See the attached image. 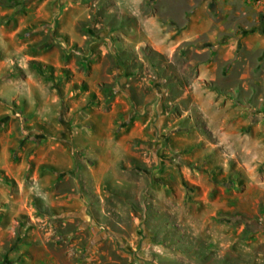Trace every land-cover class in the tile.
Wrapping results in <instances>:
<instances>
[{
    "label": "rangeland",
    "instance_id": "374dc122",
    "mask_svg": "<svg viewBox=\"0 0 264 264\" xmlns=\"http://www.w3.org/2000/svg\"><path fill=\"white\" fill-rule=\"evenodd\" d=\"M260 5L0 0V264H264Z\"/></svg>",
    "mask_w": 264,
    "mask_h": 264
},
{
    "label": "crops",
    "instance_id": "0c3cea01",
    "mask_svg": "<svg viewBox=\"0 0 264 264\" xmlns=\"http://www.w3.org/2000/svg\"><path fill=\"white\" fill-rule=\"evenodd\" d=\"M259 5L261 6L260 8L264 9V0H258ZM247 14V13H246Z\"/></svg>",
    "mask_w": 264,
    "mask_h": 264
}]
</instances>
